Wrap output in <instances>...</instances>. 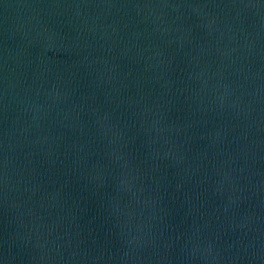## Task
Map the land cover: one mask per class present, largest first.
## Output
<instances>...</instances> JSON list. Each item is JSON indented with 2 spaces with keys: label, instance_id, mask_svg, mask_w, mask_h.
<instances>
[{
  "label": "water",
  "instance_id": "1",
  "mask_svg": "<svg viewBox=\"0 0 264 264\" xmlns=\"http://www.w3.org/2000/svg\"><path fill=\"white\" fill-rule=\"evenodd\" d=\"M0 264H264V0H0Z\"/></svg>",
  "mask_w": 264,
  "mask_h": 264
}]
</instances>
